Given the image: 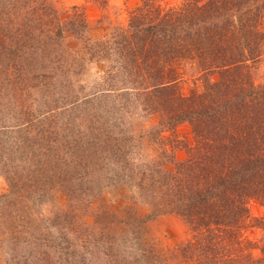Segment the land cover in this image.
I'll return each instance as SVG.
<instances>
[{
    "label": "trees",
    "instance_id": "obj_1",
    "mask_svg": "<svg viewBox=\"0 0 264 264\" xmlns=\"http://www.w3.org/2000/svg\"><path fill=\"white\" fill-rule=\"evenodd\" d=\"M94 1L109 7L110 0ZM90 30L80 6L0 0V117L11 107L27 117L17 137H8L7 125L0 130L10 185L55 179L77 210L92 176L110 178L123 164L138 197L151 202L150 216L175 214L188 224L185 255L194 264H264V250L255 258L245 237L250 203L264 207V83L254 78L264 0H141L101 38L88 39ZM70 37L83 44L69 50ZM88 65L99 67V91L79 101ZM187 72L195 87L184 93ZM61 95L68 108L56 109ZM29 100L45 107L39 130L38 112L23 108ZM65 114L87 136L65 137L59 152L58 132L74 124L46 123ZM133 114L156 121L139 135L145 152L129 149L134 138L123 118ZM182 124L192 140L177 133ZM256 225L264 228V217Z\"/></svg>",
    "mask_w": 264,
    "mask_h": 264
},
{
    "label": "rangeland",
    "instance_id": "obj_2",
    "mask_svg": "<svg viewBox=\"0 0 264 264\" xmlns=\"http://www.w3.org/2000/svg\"><path fill=\"white\" fill-rule=\"evenodd\" d=\"M50 1L58 8L73 5L82 7L91 25L87 35L90 40L101 38L111 25L125 22L129 10L141 2L110 0L109 7L104 9L94 0ZM182 1L162 0L166 4H178ZM82 44L81 40L74 37L67 41L71 51ZM98 69L97 66L88 65L85 68L86 75H79L80 82L85 83L83 94L86 95L79 101L93 99V93L99 91ZM186 76L190 80L181 82L179 86L182 92L189 93L195 86L191 74L188 75L187 72ZM254 78L258 83H264V53L254 72ZM59 94L56 91L55 98ZM25 105L24 109L28 110L32 105L31 109L38 112V117L33 121L36 124L34 127L39 130L40 124H43L44 117L41 116L45 107L37 106L35 100H29L27 108ZM68 105L66 98L61 95L60 101L56 100L53 107L63 109L68 108ZM77 111L78 108H74L71 114H76ZM24 113L26 110L21 113L19 108L11 107L8 116H13L0 117V130L7 125V128L14 129L5 131L12 132L8 137H17L19 128L24 130L23 124L27 121ZM69 120H72L74 129L71 130L69 126L58 132L62 140L58 143L57 151L59 148L60 151L65 149L62 147V144H66L63 141L65 137L87 136L86 130L78 134L75 120H79L73 116L65 114L57 118L51 117L46 124L52 126L57 121L65 124ZM123 120L134 138L131 144L133 146L129 149L136 152L140 147L145 152L148 142L146 143V138L140 140L139 135L147 133L156 121L135 114L126 116ZM177 133L182 140H192L188 124L180 125ZM5 149H2L3 152H7ZM185 157V150L177 151V159ZM120 166L122 167L110 178L100 179L93 175L94 182L88 185L84 202L76 210L74 200L70 205L67 194L57 187L55 179L50 183L41 184L37 180L28 185L12 187L5 177L8 170L0 162V264H194L185 255V246L192 238L185 220L175 214L150 216L151 202L138 197L137 191L124 174L126 166L118 165ZM249 209L251 227L245 232V237L252 244L250 252L255 258H259L264 250V228L256 224L264 217V207L259 202H251Z\"/></svg>",
    "mask_w": 264,
    "mask_h": 264
}]
</instances>
